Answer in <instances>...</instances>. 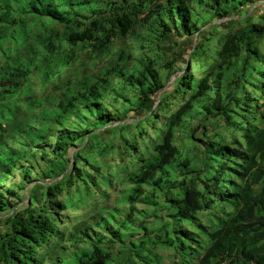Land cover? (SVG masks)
Instances as JSON below:
<instances>
[{"label":"trees","instance_id":"1","mask_svg":"<svg viewBox=\"0 0 264 264\" xmlns=\"http://www.w3.org/2000/svg\"><path fill=\"white\" fill-rule=\"evenodd\" d=\"M0 214V264H264V0H0Z\"/></svg>","mask_w":264,"mask_h":264},{"label":"rangeland","instance_id":"2","mask_svg":"<svg viewBox=\"0 0 264 264\" xmlns=\"http://www.w3.org/2000/svg\"><path fill=\"white\" fill-rule=\"evenodd\" d=\"M255 7V6H254ZM249 12H252V13H256L257 9L256 8H251L248 10ZM221 20L220 19H213L212 23L206 25L202 30L204 32H210V30L212 29V27L214 25H218V24H221ZM132 47L134 50H135V53L137 52L138 53V48L133 45V41L131 38H127L125 40H122V41H117V42H114L112 45H111V48H110V53H114L116 50L118 49H121V48H128V47ZM113 55V54H112ZM186 58V56H185ZM110 59V57L107 56H104L101 58V64L100 65H103L105 62H107L108 60ZM84 60V58L82 59ZM185 65V62L184 60H180L179 63L177 64L178 68L181 70L183 68V66ZM72 68V69H71ZM102 67L100 66H97V65H94L93 62H89L88 64H86L85 66L81 65V64H76V65H71L70 67L64 69L62 71V74L66 75L68 74L70 71H77V74L75 77H78V78H84V77H87V76H93L97 70L101 69ZM172 81H173V76H170L168 81H167V84H166V87L168 89V86H170V84H172ZM31 85L33 86V89L37 88L38 87V79L36 77H32V81H31ZM39 88V87H38ZM50 100L49 101H44L41 103V106L40 107H35L34 108V112H37L38 110H41V108H45L47 107L48 108V104L49 102L52 103V99L49 98ZM127 116L129 118H131L133 116V114L130 112L127 114ZM110 125H108L106 127V129L109 127ZM105 128H102V129H98L96 132H101L104 130ZM153 136V135H152ZM116 161L114 162H111L110 163V166L113 168V166L116 164L115 163ZM108 171V168L106 169ZM109 172V171H108ZM114 177H115V180L118 181V178L116 176V174H114ZM19 175L18 173L15 175V179L14 180H19ZM5 184H8L7 182ZM151 191V190H150ZM122 192V189L121 187H117V188H114V186H112L111 189H108L107 190V193H108V198H107V202L109 203V205L111 206V211L112 213H114L113 215L118 217V218H121L125 212H126V208H127V204L126 203H123V202H120L119 200L118 201H115L116 198L121 194ZM25 200H22L18 203V206H21L22 203L24 202ZM113 208H116V209H113ZM148 213L152 214V209L151 208H147L146 206L144 207ZM117 211H120V212H117ZM163 212V211H161ZM73 214H75V212H71ZM1 215V214H0ZM148 216V215H147ZM145 215V217H147ZM152 219L153 217L149 216L147 217L145 220H147V222H149V224H151L152 222ZM121 251V248L119 246H117L116 250L114 251H111L110 252V256H109V264H114L116 261H118V257L121 256V254L119 253ZM161 257L159 258V264H166L165 262V257L163 256V254H160Z\"/></svg>","mask_w":264,"mask_h":264}]
</instances>
